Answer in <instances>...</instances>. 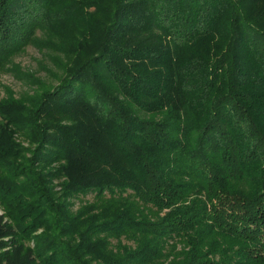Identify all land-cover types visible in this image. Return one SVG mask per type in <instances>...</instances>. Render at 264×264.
<instances>
[{
  "label": "trees",
  "instance_id": "obj_1",
  "mask_svg": "<svg viewBox=\"0 0 264 264\" xmlns=\"http://www.w3.org/2000/svg\"><path fill=\"white\" fill-rule=\"evenodd\" d=\"M0 71V264H264V0H0Z\"/></svg>",
  "mask_w": 264,
  "mask_h": 264
},
{
  "label": "rangeland",
  "instance_id": "obj_2",
  "mask_svg": "<svg viewBox=\"0 0 264 264\" xmlns=\"http://www.w3.org/2000/svg\"><path fill=\"white\" fill-rule=\"evenodd\" d=\"M40 53L41 52H39L36 47L30 45L26 48V51L15 54L14 61L20 63L25 69L27 68L34 70L37 78H40V80L53 83L55 82L54 77L50 76L48 72H46L43 68H41L42 66H40V61H38L42 58V55ZM7 86L12 88L18 96L24 91L37 87V85L29 84L26 81L18 78L15 74H13V72L0 71V97L6 95ZM91 198L92 194H87V196L82 197L81 199H68V201L74 204V209H77V207H79L83 202L88 199L90 200ZM2 211V207H0V212ZM41 231H43L42 228H40L35 233H39ZM31 242H34L33 237L31 239Z\"/></svg>",
  "mask_w": 264,
  "mask_h": 264
}]
</instances>
